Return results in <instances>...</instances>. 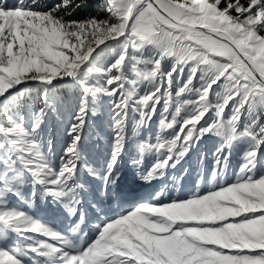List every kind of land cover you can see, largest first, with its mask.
<instances>
[{"label": "snow or ice", "instance_id": "6c2138e0", "mask_svg": "<svg viewBox=\"0 0 264 264\" xmlns=\"http://www.w3.org/2000/svg\"><path fill=\"white\" fill-rule=\"evenodd\" d=\"M67 90L57 157L48 119ZM105 106L112 135L97 166L84 132ZM206 136L220 141L211 190L164 202L162 189L84 231L81 171L106 196L131 148L150 185ZM237 145L236 178L221 183ZM262 153L264 0H0V264H264ZM37 199L76 219L66 231L36 219Z\"/></svg>", "mask_w": 264, "mask_h": 264}, {"label": "rangeland", "instance_id": "374dc122", "mask_svg": "<svg viewBox=\"0 0 264 264\" xmlns=\"http://www.w3.org/2000/svg\"><path fill=\"white\" fill-rule=\"evenodd\" d=\"M92 14L101 12V9L93 5L89 9ZM102 14V12H101ZM84 13L78 12L77 18H83ZM187 78V72L184 74V79ZM179 77L174 80L172 87L175 89L179 81ZM68 99L64 101L61 115H51L48 119V132L54 141V151L58 157L60 150L66 141L65 128L70 119L71 106L73 104V95L71 90H67ZM158 119V117L156 118ZM108 109L105 106L97 110V115L91 117L89 125L84 132L83 143L86 152L95 165H103L107 159L108 149L111 140V129L109 127ZM133 121L130 119V135ZM158 130V125L154 119L151 131ZM149 133L140 129L136 135L142 138ZM219 139L215 137H205L194 146L192 151L184 157L180 164L175 168L168 169L163 179L153 181L150 185L140 181L137 177V169L131 163V156L134 153L126 154L124 160L118 165L120 178L115 187H109L105 196L100 191V182L93 180L81 171L82 179L87 180V194L84 198L87 199L88 206H80V211L85 213V224L82 225L85 232L94 233L95 225L106 220L109 217L122 214L125 210H131L132 207L141 202H147L154 198V193L160 190L165 191L163 197L164 202H169L171 199L188 198L195 192L205 193L213 188L210 180V173L216 147L219 146ZM244 145H237L232 149V157L230 167L225 174L221 183L234 182L236 171L241 160ZM152 158H146L144 168H147L152 163ZM58 163V160H57ZM257 174H264V153L261 155V162L257 166ZM40 200V199H39ZM41 208L34 202L30 213L38 220H41L61 231H66L71 223L76 219L70 218L67 212L59 204H54L50 200L44 202L40 200Z\"/></svg>", "mask_w": 264, "mask_h": 264}, {"label": "crops", "instance_id": "0c3cea01", "mask_svg": "<svg viewBox=\"0 0 264 264\" xmlns=\"http://www.w3.org/2000/svg\"><path fill=\"white\" fill-rule=\"evenodd\" d=\"M36 204H38V208H41V205H39V202H35ZM33 208V206H31L29 209H27V210H29V211H31V209Z\"/></svg>", "mask_w": 264, "mask_h": 264}]
</instances>
